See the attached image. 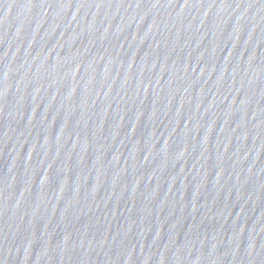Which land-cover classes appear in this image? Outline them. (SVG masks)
<instances>
[{
	"label": "water",
	"instance_id": "obj_1",
	"mask_svg": "<svg viewBox=\"0 0 264 264\" xmlns=\"http://www.w3.org/2000/svg\"><path fill=\"white\" fill-rule=\"evenodd\" d=\"M0 264H264V0H0Z\"/></svg>",
	"mask_w": 264,
	"mask_h": 264
}]
</instances>
